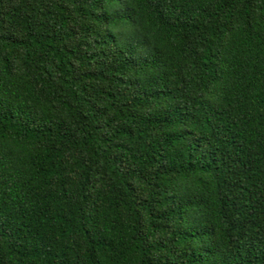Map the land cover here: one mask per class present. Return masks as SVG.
Segmentation results:
<instances>
[{"label": "trees", "instance_id": "trees-1", "mask_svg": "<svg viewBox=\"0 0 264 264\" xmlns=\"http://www.w3.org/2000/svg\"><path fill=\"white\" fill-rule=\"evenodd\" d=\"M0 264H264V0H0Z\"/></svg>", "mask_w": 264, "mask_h": 264}]
</instances>
